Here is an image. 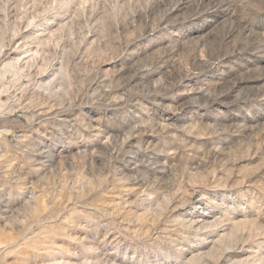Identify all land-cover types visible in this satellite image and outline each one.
<instances>
[{
  "label": "rangeland",
  "instance_id": "rangeland-1",
  "mask_svg": "<svg viewBox=\"0 0 264 264\" xmlns=\"http://www.w3.org/2000/svg\"><path fill=\"white\" fill-rule=\"evenodd\" d=\"M0 264H264V0H0Z\"/></svg>",
  "mask_w": 264,
  "mask_h": 264
}]
</instances>
